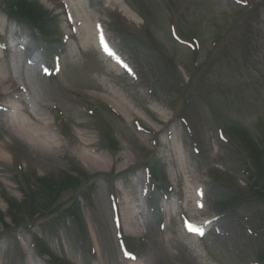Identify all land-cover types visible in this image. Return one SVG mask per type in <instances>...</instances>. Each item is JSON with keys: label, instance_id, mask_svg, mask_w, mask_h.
<instances>
[{"label": "rangeland", "instance_id": "1", "mask_svg": "<svg viewBox=\"0 0 264 264\" xmlns=\"http://www.w3.org/2000/svg\"><path fill=\"white\" fill-rule=\"evenodd\" d=\"M25 1L48 23L44 33L34 30L0 0V80L14 53L33 71L0 84V212L5 196L24 198L15 181L22 173L101 177L93 202L54 239L37 235L41 218L30 231L6 220L12 230L0 238V264H255L252 223L264 206L230 207L225 218L218 210L230 205L221 187L249 189L232 142L264 141V0H245L261 8L252 25L256 55L240 71L218 51L209 55L228 28L215 22L236 18L239 0ZM67 1L100 29L101 47L79 49L69 36ZM236 30L231 40L243 37ZM201 65L187 88L183 66ZM13 82L26 83L19 93L61 149L37 152L15 139V114L1 107L4 94H16ZM111 91L129 107L125 117L104 100ZM78 143L89 145L94 170ZM36 242L51 255H39Z\"/></svg>", "mask_w": 264, "mask_h": 264}, {"label": "trees", "instance_id": "2", "mask_svg": "<svg viewBox=\"0 0 264 264\" xmlns=\"http://www.w3.org/2000/svg\"><path fill=\"white\" fill-rule=\"evenodd\" d=\"M238 3L240 5H237V11H235L237 13L236 18L230 17L231 20L215 22L216 26L214 27H217L218 30L222 28L221 24H226L228 28L226 33L223 32V36L216 37L212 42L209 55L212 51H218L219 55L232 61L233 66L240 71L242 66H249L254 54L256 55L252 25L255 23L261 5L248 3L245 0H239ZM4 8L10 17L16 18L34 30L45 32L48 20H43L41 15H36L32 8L26 6L25 0H4ZM241 28H244L245 31L242 34L243 37L231 40L230 36L233 31L236 32V29L240 31ZM224 40L227 41L224 42ZM206 65L207 62L204 66ZM204 66L201 65L199 68L190 66V69L183 66L190 79L187 88H193L196 85L197 76L202 70L204 71ZM186 90L181 93L185 95ZM243 140L242 144L237 141L232 142V152H234L233 155L236 159L237 170L246 177L249 182V189L238 191L225 186L221 187L223 188L221 191L222 200L228 201L230 205L219 206L220 218L227 216L225 212L230 207L236 208L245 205L255 208L257 205L264 206V141L256 143L248 136ZM78 175V177H74L66 171L44 177H38L36 173H22L21 180L15 179V181L18 183L24 198L21 201H16L5 196L8 209L5 214L0 212V228H4V230H0V238L4 232L12 230L6 224V220L12 224L13 229L30 231L39 218L43 221L37 224L35 228L38 229L37 235L41 237V240L56 238L70 221H75L80 217L82 209L87 206L85 202L88 204L93 202V196L96 192L94 181L101 177L98 175L90 176L83 172H79ZM151 175L155 177L153 172ZM252 226L255 229V234L259 237L258 241H260L255 264H264V217L255 215ZM38 240L39 238H37V242ZM37 242L35 247L39 255H51L45 242L44 245Z\"/></svg>", "mask_w": 264, "mask_h": 264}, {"label": "bare ground", "instance_id": "3", "mask_svg": "<svg viewBox=\"0 0 264 264\" xmlns=\"http://www.w3.org/2000/svg\"><path fill=\"white\" fill-rule=\"evenodd\" d=\"M65 3V2H64ZM66 4V3H65ZM75 7L77 9H75ZM79 4H72L67 1V10L72 17L73 21L71 22L73 31L69 33V36H73L77 42L79 49L83 50H92L95 47H101L100 39L103 38V35L100 34V29L96 26V24L92 23L89 20V16L84 15L83 13L80 14L78 12ZM18 46V45H17ZM16 45L12 46L9 49V52H15L18 50ZM110 51V49H106ZM105 50H103L104 52ZM12 55V53H11ZM5 72H2V80H0V84H4L7 82L12 76L15 74H22L23 72L26 73L27 78L33 76L32 69L28 68L24 71L23 66V59L17 54H13L11 56V63L8 67L4 69ZM1 76V73H0ZM30 80V79H29ZM24 83V82H23ZM16 85V90L13 94H4V102L7 103L5 106H1L3 109H7L9 112L15 114L16 122L12 120L13 127H12V134L18 141L24 142L31 150L37 152H49L52 149H61L62 143L58 139L55 138V135L50 132L49 127L45 126L42 127L43 122L46 121L41 115H38L37 110L30 109L28 106L27 99L22 96L21 92L23 87H27L26 83L24 85L19 86L16 82H13ZM28 84V83H27ZM14 96L13 101L7 102V98ZM115 111L123 115L124 117L128 113L129 107L127 104L120 100L119 96L116 93L112 92L109 96L105 97L104 99ZM42 110V109H41ZM11 125V126H12ZM49 130V131H48ZM52 133V134H51ZM76 152L80 157H83L87 162L91 163V165L85 162V166L88 169L94 170V162L96 161L93 156L92 152L89 148V145L86 143H78L76 147ZM0 157H3V152H0ZM84 160V161H85ZM195 227V226H194Z\"/></svg>", "mask_w": 264, "mask_h": 264}]
</instances>
